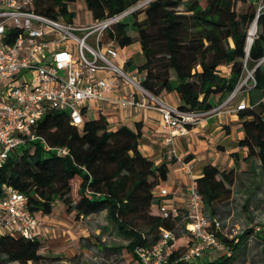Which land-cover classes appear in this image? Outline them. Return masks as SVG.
Masks as SVG:
<instances>
[{"label":"trees","instance_id":"trees-1","mask_svg":"<svg viewBox=\"0 0 264 264\" xmlns=\"http://www.w3.org/2000/svg\"><path fill=\"white\" fill-rule=\"evenodd\" d=\"M77 1L81 0H32L30 9L74 22L76 10L71 4ZM82 1L93 20L126 12L107 28L109 40L121 47L139 42L144 57L137 67L141 84L156 96L175 92L181 110L217 107L236 87L247 56L249 68L264 56V7L259 10L258 0ZM256 17L258 30L247 54L248 32ZM132 26L138 35L129 33ZM254 75L255 89L263 95L264 67H257ZM250 99L259 100L251 92ZM239 114L245 132L240 145L247 148V158L260 161V171H254L251 178L255 183L264 174V102ZM37 133L52 146L68 147L70 153L46 151L39 141L14 148L7 164L0 168V189L10 185L23 192L28 209L36 215L51 213L57 200L68 210L74 209L77 217L106 210L126 240L109 248L143 264L137 249L157 242L161 227L172 228L174 222L165 218L157 206L156 189L168 177L167 165H156L142 152L140 129L126 124L112 128L101 110H95L94 116H86L83 124L76 126L67 111L53 109L39 120ZM236 181L234 168L220 169L213 164H207L197 178L205 212L224 224L230 215L225 206L233 198ZM252 233V228L235 236L220 233L225 251L211 250L207 252L212 253L210 260L204 259L205 254L193 261L181 258L193 242V237L185 234L167 264H237L238 254ZM259 235L264 239L262 233ZM42 250L43 242L37 237L28 239L8 232L0 235V264L61 259L47 256Z\"/></svg>","mask_w":264,"mask_h":264},{"label":"built area","instance_id":"built-area-1","mask_svg":"<svg viewBox=\"0 0 264 264\" xmlns=\"http://www.w3.org/2000/svg\"><path fill=\"white\" fill-rule=\"evenodd\" d=\"M31 2L0 0V85L33 73L32 81L24 79L20 85L10 84L0 92V168L7 164L14 148L34 141H39L46 151L68 155V147L52 146L37 133L39 120L46 111L55 109L67 111L73 125H82L87 111L93 110L96 103L107 100V92L117 87V79L132 90L114 98L115 104L122 108L142 106L159 111L162 128L170 137L186 130L188 125L200 123L212 113L221 112L229 103L236 102L234 110L240 111L264 102V94L258 101L250 99V92L257 85L254 71L259 66L264 67V56L254 68L248 67L247 56L243 73L225 103L207 111H185L152 94L141 84L138 73L130 74L114 61L118 50L112 41L103 45L107 28L126 12L80 25L39 14L30 9ZM263 7L261 5L259 10ZM257 30L258 24L255 26L253 21L248 32L247 54L248 44L250 42L251 47ZM92 35L95 39L90 43L88 39ZM101 71L109 74L100 75ZM138 95L148 100H140ZM181 169L189 178L188 206L183 209L177 205L174 192L168 186L156 189L157 206L174 226L161 227L157 242L137 249L143 264H167L183 230L193 237V242L181 256L184 261L196 260L211 250L226 249L219 236L220 233L225 235V224L205 212L193 166L182 161ZM39 227L38 216L28 209L27 196L4 185L0 189V235L8 232L33 239L37 237ZM239 232L234 229L229 236Z\"/></svg>","mask_w":264,"mask_h":264},{"label":"crops","instance_id":"crops-1","mask_svg":"<svg viewBox=\"0 0 264 264\" xmlns=\"http://www.w3.org/2000/svg\"><path fill=\"white\" fill-rule=\"evenodd\" d=\"M109 42L110 40L103 42V45ZM113 44L118 50V57L114 61H120L127 70L136 71L138 65L134 66L135 63L139 65L143 63L144 57L139 42L126 47ZM99 74L107 76L109 73L101 71ZM117 83V87L107 92V100L100 101V106L95 104L94 112L101 110L108 117L112 128L126 124L132 129H140V149L152 158L156 165L166 163L168 177L161 186H168L174 192L175 203L183 209L188 206L189 178L181 169L182 161L189 162L193 166L196 178L203 174L207 164L216 165L220 169L234 168L237 172V180L238 174L242 176L249 174L254 179V171H260L259 159L247 158V148L240 145V139L244 137L245 132L239 111L234 110L236 102L229 103L222 107L221 112L212 113L204 117L200 123L188 125L186 130L170 137L169 132L162 128L159 111L142 106L122 108L115 104L114 98L132 90L131 87L121 85L119 79ZM138 97L143 101L148 100L143 95ZM158 97L173 107H179L180 101L175 92H166ZM223 103L225 99L218 106ZM236 184L237 181L234 187ZM103 212L108 216V220L98 223L96 217ZM100 213L77 217L74 209L68 210L62 203L58 212H55L54 208L51 213L38 214L40 227L37 238L44 244L42 252L47 256L61 257L57 261L61 264H68L74 257L87 262L90 261L86 258L97 259L95 250L102 248L100 234L105 227L103 224H106V229L111 226V222L112 226H115L106 210ZM210 258L212 253H206L204 259L210 260ZM31 263L30 261L27 264ZM10 264H18V262Z\"/></svg>","mask_w":264,"mask_h":264},{"label":"rangeland","instance_id":"rangeland-1","mask_svg":"<svg viewBox=\"0 0 264 264\" xmlns=\"http://www.w3.org/2000/svg\"><path fill=\"white\" fill-rule=\"evenodd\" d=\"M263 1V2H262ZM257 4L264 6V0L255 1ZM144 1L140 2L138 5H141ZM71 7L76 10V18L75 23L77 24H85L92 23L93 18L91 16V12L86 8L85 3L81 1H77L71 4ZM77 34H81L79 31H76ZM129 33L136 36L138 35V31L135 27H131ZM95 36L92 35L89 37L88 42L93 43ZM103 42H107L109 40L107 33L105 32L103 36ZM120 64V61H116ZM143 62V61H142ZM139 65V63H135ZM134 69V68H133ZM225 72V67H223ZM136 70V69H135ZM129 73H138V69L133 71L132 69L128 70ZM229 70L226 69V72ZM139 74V73H138ZM139 76H141L139 74ZM32 81L33 73H27L23 77H20L13 82L7 80L4 84L0 85V92L3 91L4 88L12 84L20 85L23 80ZM251 94L259 99L262 95L258 93L257 89H253ZM6 99L9 101L10 97L7 96ZM214 101V100H213ZM97 106H100V103H96ZM87 116H94V110H89L86 113ZM238 174V180L236 184L235 193L233 195L232 200L230 201L228 206H225V211H230V215L225 217V235H230V233L234 229H239V231H243L247 228H252L253 233L250 235L246 247L238 254V258L236 260L237 264H264V239L259 235L262 233L264 235V174L260 177V180L253 183L251 181V175H241ZM244 190V191H243ZM63 202L61 200H57L55 202V212H58L61 208V204ZM104 213V214H103ZM102 214L97 215L98 223L108 220V216L103 212ZM110 223V221H109ZM102 225V224H101ZM111 226L106 229V224L100 234V243L102 245L101 249H96L98 258L95 260L89 259L90 262L83 261L79 257L72 258L68 264H137L134 262L127 254L124 252H117L113 248L114 245H118L120 243H124L126 240L121 235L115 226ZM114 227V228H113ZM185 234L187 232L183 230L181 232V238L186 237ZM182 241L178 240L177 243ZM44 245V244H43ZM219 252H216V254ZM10 264V263H8ZM19 264V263H18ZM31 264H61L55 261V259L47 258L39 263L32 262Z\"/></svg>","mask_w":264,"mask_h":264},{"label":"water","instance_id":"water-1","mask_svg":"<svg viewBox=\"0 0 264 264\" xmlns=\"http://www.w3.org/2000/svg\"><path fill=\"white\" fill-rule=\"evenodd\" d=\"M257 22H258V17H256V19L254 20V24H255V26L257 25ZM250 42H249V44H248V52H249V50H250Z\"/></svg>","mask_w":264,"mask_h":264},{"label":"bare ground","instance_id":"bare-ground-1","mask_svg":"<svg viewBox=\"0 0 264 264\" xmlns=\"http://www.w3.org/2000/svg\"><path fill=\"white\" fill-rule=\"evenodd\" d=\"M253 33H254V28H253V30H252V32H251V34H252L251 37L253 36Z\"/></svg>","mask_w":264,"mask_h":264}]
</instances>
